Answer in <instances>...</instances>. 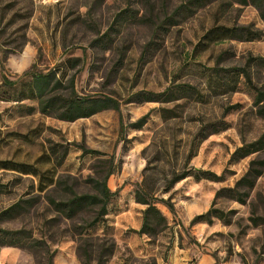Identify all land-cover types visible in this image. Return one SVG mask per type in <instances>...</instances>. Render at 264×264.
I'll return each mask as SVG.
<instances>
[{"label":"rangeland","instance_id":"rangeland-1","mask_svg":"<svg viewBox=\"0 0 264 264\" xmlns=\"http://www.w3.org/2000/svg\"><path fill=\"white\" fill-rule=\"evenodd\" d=\"M178 3L0 0V212L20 199H37L1 226L26 228L47 239L55 250L54 264L84 263L78 256L77 235L71 233L72 223L48 205L45 192L38 190L40 179L55 170L61 184L54 195L62 198L75 181L77 192H93L86 180L109 168L114 172L107 185L118 192L107 205L105 223L84 231L94 240L111 237L115 241L105 264H264V225L249 221L257 193L264 197L263 177L245 204L226 197L215 200V207L235 210L229 223L219 219L211 224L191 223L210 207L217 189L234 184L251 158L264 157L261 151L229 162L236 147L264 131L252 88H264V62L257 59L264 57V20L251 5L235 4L222 13L213 4L152 39V23ZM122 11L124 18L118 19ZM221 25H250L260 34L252 40L224 38L205 44V32ZM104 33L108 45L92 46V40ZM73 57H78L76 65L66 67V59ZM33 63L38 71L56 69L64 79L74 75L79 94L111 96L119 101V109L73 121L40 113L35 99L18 100L17 90L3 80V76L29 80L24 72ZM178 83L196 87L199 94L166 103L128 102L134 93L160 92ZM143 115H147L145 123L134 127L132 123ZM221 120L227 128L200 139L202 126ZM190 168L224 172L225 179L196 180L190 175L166 191L174 173ZM136 183L173 204L171 211L156 201L167 220L158 234L136 232L145 208L134 201ZM263 206L259 204L258 214H264ZM91 215L83 214L73 222L81 225ZM52 218L59 219L47 223ZM0 264L41 263L26 249L0 246Z\"/></svg>","mask_w":264,"mask_h":264},{"label":"trees","instance_id":"trees-1","mask_svg":"<svg viewBox=\"0 0 264 264\" xmlns=\"http://www.w3.org/2000/svg\"><path fill=\"white\" fill-rule=\"evenodd\" d=\"M213 4H216L218 11L222 13L229 10L235 4L241 6L251 5L257 9L260 17L264 20V0H179V3L173 7L171 12L164 14L163 17L152 23V39L160 37L168 26H173L179 21L192 16L198 10ZM122 16H124L123 11L117 14L118 19L119 17L124 18ZM259 34L250 25H221L208 29L203 39H206L205 44L224 38L252 40L257 38ZM106 35L104 33L96 37L92 40L91 45L107 46L110 39H104V36L107 37ZM151 41L146 45V50L151 45ZM257 59L258 62H264V57H257ZM77 61L78 57H73L72 59H66L64 63H68L66 67L73 68ZM241 70L248 78V81L251 82V78L245 69ZM24 75L28 76L29 80L24 81L22 78L19 80H10L6 76H3L4 84L17 90L18 100L24 98L35 99L39 112L44 115L53 116L61 120L73 121L78 118L89 117L102 110L119 109V101L111 96L105 94H79L75 88L74 75L64 79V75L59 76L54 68L45 72L36 70L35 63L32 64L30 69L24 72ZM252 86L255 92L253 104L256 106V113L264 118V88L255 85ZM197 94H199V91L196 87L178 83L167 86L160 92L143 91L134 93L129 97L130 100L128 102L155 101L166 103L183 98H194ZM162 110L164 113L169 111L168 109ZM146 118L147 115H143L132 123V125L140 128L145 123ZM227 126L228 124L224 120L213 122L208 124L207 127L202 126L198 134L202 140L212 133L224 130ZM81 147L83 148V152H88L85 147ZM261 151H264V131L254 140L243 142L240 146L236 147L231 153L229 162H237L240 159ZM93 152L99 153V151L94 150ZM22 172L36 173V170L23 169ZM113 172L114 168H109L105 174L99 175L97 178L88 177L86 182L93 186V192H77L75 189L77 181H75L71 185H68L66 190L64 189L65 195L62 198L54 195L61 184L59 182L61 178H55V170L48 171L46 175L43 174L44 176L39 181L38 190L45 192L44 197L51 209L58 216L72 223L71 233L72 235H77L78 256L84 264H105L116 247V243L111 237H97L95 241L92 236L85 235L86 233H84L85 230L98 222L105 223L107 205L118 192V190L112 191L107 185V179ZM190 175L196 180L207 179L210 181H222L225 179L224 172L217 174L214 171L201 168L184 169L172 175L165 187L166 191H169L177 181ZM260 177L264 178V157L256 156L249 160L247 169L235 180L232 186L220 187L215 191L210 207L206 211L195 215L191 219V223L204 221L211 224L214 219L224 220L226 223H229L231 221L229 215L234 213L235 210L230 209L224 211L221 208L215 207V200L219 197H226L245 204ZM136 185L134 201L145 205V208L142 210V223L136 232L148 235L158 234L166 228L167 220L156 206V201L163 202L171 211H174L173 204L169 201V198H156L153 194L143 190L139 183H136ZM34 201L37 202L35 197L20 199L0 212V246L20 247L32 252L41 264H54L53 258L55 250L51 248L47 239L44 237H35L32 231L26 228L9 229L1 226L2 221L11 219L20 211L26 210L27 207L34 204ZM256 201L252 203L249 221L253 226H260L264 225V214H258L259 204H264V197L261 193H257ZM262 210L264 212V206ZM83 214L92 215L83 224L76 225L73 221ZM58 219H49L47 223Z\"/></svg>","mask_w":264,"mask_h":264},{"label":"crops","instance_id":"crops-1","mask_svg":"<svg viewBox=\"0 0 264 264\" xmlns=\"http://www.w3.org/2000/svg\"><path fill=\"white\" fill-rule=\"evenodd\" d=\"M202 213V212H201ZM198 214H200V213H198Z\"/></svg>","mask_w":264,"mask_h":264}]
</instances>
